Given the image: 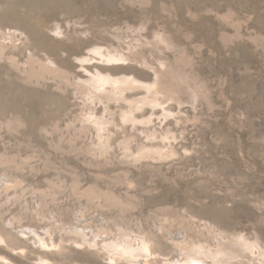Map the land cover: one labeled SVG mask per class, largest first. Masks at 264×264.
<instances>
[{"label":"rangeland","instance_id":"rangeland-1","mask_svg":"<svg viewBox=\"0 0 264 264\" xmlns=\"http://www.w3.org/2000/svg\"><path fill=\"white\" fill-rule=\"evenodd\" d=\"M222 256L264 264V0H0V264Z\"/></svg>","mask_w":264,"mask_h":264},{"label":"bare ground","instance_id":"bare-ground-1","mask_svg":"<svg viewBox=\"0 0 264 264\" xmlns=\"http://www.w3.org/2000/svg\"><path fill=\"white\" fill-rule=\"evenodd\" d=\"M125 253L128 254V252H125ZM222 260H224V261H222ZM192 262H193V264H208V263H205L203 260H197V259L192 260ZM215 264H232V263H231L230 259H227L226 256H222V259L216 260Z\"/></svg>","mask_w":264,"mask_h":264}]
</instances>
